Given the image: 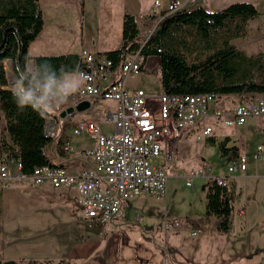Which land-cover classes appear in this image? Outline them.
<instances>
[{"label": "rangeland", "instance_id": "374dc122", "mask_svg": "<svg viewBox=\"0 0 264 264\" xmlns=\"http://www.w3.org/2000/svg\"><path fill=\"white\" fill-rule=\"evenodd\" d=\"M111 1L65 0L56 4L43 3L41 10L45 15L47 28L50 29L59 18L67 16L70 19L72 28L55 34L63 43L76 47L80 46L82 40L85 48L86 43L91 46V43L98 44L105 39L104 48L112 50L119 46L122 25L114 26L109 33L98 28L100 18H110L113 15L104 14V11L100 14V7ZM154 1L119 0L117 5V11L138 18V42H144L154 28V20L144 18L142 14L152 8L157 12L164 10L173 0H156L160 2V8H155ZM241 2L254 5L260 13L254 21L251 20L253 22L248 23L245 35L235 40L238 50L252 57L264 53V0H209L205 6L195 2L191 9L201 5L203 9L213 12L210 4L220 8L216 9L220 11ZM4 69L9 87L12 72L7 64ZM146 70L130 77L126 87L130 90L140 88L149 95L158 96L161 92L158 62L149 59ZM222 99L223 102L230 99L233 104H252L263 98L244 96L227 99L225 96ZM224 105L231 106L226 103ZM1 115L0 110V140L5 133ZM208 125L214 130L210 138L216 139L215 146L210 145L207 138L198 140L195 134L182 133L172 139L171 147L176 153L163 167L168 175L165 197L141 196L130 200L109 224L92 223L85 219L79 195L74 189L32 187L25 183H11L4 187L0 184V258L19 264L31 259H63L70 264H178L176 258L184 255L181 252L184 253L188 245L196 247L200 242L204 243L211 234L209 231H214L216 219L210 218L211 221L206 220L205 223V227L209 228L208 232L203 234L198 231L192 237L186 213L191 209L197 210L198 202L200 204L202 199V204L205 205L202 188L207 181L218 177L227 186L231 184L229 181L234 184L231 233L238 231L240 224L243 225L245 221L250 234L252 231L256 232L257 238L252 233L253 240L258 239L264 243V118L249 119L241 127L221 128L214 122H209ZM104 130L112 131V127ZM228 138L231 145L237 144L239 151L246 155V172L232 176L227 174L218 144ZM77 142L92 145L89 140H76ZM259 147L262 148V157L255 161L253 157ZM205 167L211 170L208 177L194 178L193 189L187 188L186 178ZM240 210L244 211V218L238 215ZM137 215L140 221L136 220ZM67 235L73 237L75 247L72 241L67 243L58 241L59 238L50 239L56 236L64 238ZM257 260L255 258V263ZM181 262L184 263V258Z\"/></svg>", "mask_w": 264, "mask_h": 264}, {"label": "built area", "instance_id": "2783aa9c", "mask_svg": "<svg viewBox=\"0 0 264 264\" xmlns=\"http://www.w3.org/2000/svg\"><path fill=\"white\" fill-rule=\"evenodd\" d=\"M195 2L170 1L157 15L151 34L164 18ZM154 6L158 8L161 4L155 1ZM143 67L141 49L119 67H114L113 61L105 55L83 51L80 70L85 73L86 80L70 101L74 105L81 101H94L98 105L106 101L115 103V109L102 111L103 119L114 127L115 133L104 134L93 120L80 121L72 127V135L94 140V147L76 151L69 141H64L57 149L67 159L82 162L83 169L69 173L61 165H45L24 175L21 162L11 153L0 159V184L4 187L25 183L32 187L74 189L79 195L83 217L92 223L109 224L130 200L140 196L165 197L168 175L158 161L164 156V160L170 162L176 153L171 141L182 131H196L197 139L201 140L212 133V128L206 125L207 120L220 127H241L249 119L264 118V99L230 108L217 106L224 97L217 94L190 96L160 92L150 97L142 89L129 92L127 80L142 72ZM45 134L48 139L53 136L49 116L46 117ZM261 152L259 147L253 157L255 161L261 160ZM246 170L244 153L226 156L228 175ZM210 173L207 167L192 172L186 178V187L192 189L194 178L208 177ZM214 179L226 186L222 178ZM136 220L140 221L138 215Z\"/></svg>", "mask_w": 264, "mask_h": 264}, {"label": "trees", "instance_id": "16d2710c", "mask_svg": "<svg viewBox=\"0 0 264 264\" xmlns=\"http://www.w3.org/2000/svg\"><path fill=\"white\" fill-rule=\"evenodd\" d=\"M257 16L256 8L246 2L232 4L218 12L202 7L184 9L164 18L144 42H138L137 18L125 15L121 47L104 55L113 61L114 67H119L139 49L144 65L147 59L157 58L163 93L264 99V53L248 57L231 44L245 35L248 23ZM42 28L39 0H0V110L5 122L0 154L3 158L12 153L21 162L24 175L31 174L36 167L53 165L45 154L50 139L45 134L46 117L41 118L28 108L22 111L17 108L8 88L4 63L19 61L23 64L29 60L28 46ZM33 59L56 67H81L79 54ZM209 141L215 146L214 139ZM228 143L229 139H225L218 144L221 158L239 153L237 147L227 148ZM204 187L205 216L216 219L217 233L227 234L231 228L234 196L227 185H219L216 179L207 181ZM22 263L70 264L63 259H31ZM0 264L19 263L0 258Z\"/></svg>", "mask_w": 264, "mask_h": 264}, {"label": "crops", "instance_id": "0c3cea01", "mask_svg": "<svg viewBox=\"0 0 264 264\" xmlns=\"http://www.w3.org/2000/svg\"><path fill=\"white\" fill-rule=\"evenodd\" d=\"M64 1L65 0H39V7H40V11H41L42 18H43V28H42L40 34L38 35V37L32 43H30V45L28 46V52L27 53H28V57L30 59L37 58V57H51V56H59V55H66V54H77V55L79 54V55H81V52H83V51H87V52L94 53V54L104 55L106 53L115 51L121 47L122 37H121L120 42L118 44L119 45L118 48H115L112 50H108V49L104 48L105 39L101 40L100 43H98V44L91 43V46H88V44L86 43L85 48H83L84 46H83L82 40L80 41V46L77 45L76 47H74V46L72 47L69 44L63 43L60 40V38H58L55 34L60 32L61 30H70L72 28V24H71L70 19L67 18V16H65L63 19L59 18L56 21V25H53V27L51 29L49 27L47 28L45 15L43 14V12L41 10V5L43 3L44 4L45 3L56 4V3H61ZM181 1L184 2L186 0H181ZM208 1L209 0H207V1L201 0L199 2L198 0H196L195 4H201V5L205 6V5H208V3H207ZM117 5H119V0H112L110 3L105 4V5L100 7V14L103 11L105 12L104 14H113L112 16H110V18L104 17L105 19H102V18L99 19L98 28L101 31H105L106 33H109L113 29L114 26L122 25L123 17L125 15L122 14L121 12L117 11ZM201 5H199L198 7H203ZM81 6L83 8V1L81 2ZM160 7H158V8H160ZM209 7L211 9H214V10H211L213 12H218L219 10H216V9H220V8H215L216 6H212L211 4L209 5ZM189 8H191V6L187 7L186 9H189ZM223 9H225V8H223ZM223 9H221V10H223ZM164 10H160L159 12H157L154 8H152L150 11L144 12L142 14V16L144 18L152 16L155 18L154 19V22H155V21H157V15L162 13ZM153 13H155V14H153ZM258 14H260V13L258 12ZM253 21H251V22H253ZM121 34H122V31H121ZM81 39H82V36H81ZM106 39H107V36H106ZM231 44L238 50V48L235 45V40H233L231 42ZM149 59H151V58H149ZM149 59H147L145 65L143 67L142 72L147 71L146 69H148ZM152 59H154L158 62V67H159V60L157 58H152ZM6 64L8 66V62H5L4 66ZM127 90L131 93L136 91V90H130L129 88ZM161 92H162V90H161ZM146 94L150 97H156V96L149 95L148 93H146ZM226 97H227V99H229L230 97H236L238 99L241 96L230 95V96H226ZM242 97H244V96H242ZM247 97H249V96H247ZM89 102L91 104L90 108L82 114L72 113V114H67V115L61 116L62 112H64L66 109H68L74 105L69 99L68 103L63 105L59 111L55 112L54 114L49 115L50 124L52 126V131H53V136L50 139V143L45 148V154L53 165H61L64 168H66L69 173H76V172L80 171L81 169L84 168V165L82 162H80L78 160H75V159L70 160V159H67L66 157H64L63 155H60L58 152V149H57L58 146H60L61 143H63L64 141H69L70 144L74 147V149L76 151H84V150L92 149L94 147V140L89 139V138H76V137H74L72 135V127L73 126H75L80 121L90 119V120L95 121L99 125L101 131L104 134L115 133L114 127L110 123H107L103 119L102 111L113 110L116 108V104L109 102V101L103 102L99 105L96 104L94 101H89ZM224 103H226L227 105H231V106H225ZM236 104H240V103L233 104V101H231L230 99L226 102H223V99H222L221 101L218 102L217 106H222V107L225 106V107L231 108ZM252 104H254V103H252ZM246 105H249V104L246 103ZM1 114H2V112H1ZM97 114H99V116H97ZM1 116L3 117V114ZM209 122H212V121L207 120L206 125L208 127H211L208 125ZM4 124H5V122H4ZM108 127H112V131L104 130V128L108 129ZM221 128H225V127H221ZM4 130H5V128H4ZM182 133L187 134V135L188 134H192V135L195 134V136H196V131H193V130H187V131L185 130V131H182ZM213 133H214V130L212 128L211 135L208 137H205V138H207V141L209 143H210L209 139H210V137H212ZM205 138L201 139L200 141L204 140ZM211 139H214V138H211ZM6 140H8V139H6ZM76 140H79V141L89 140L92 142V145L83 144L82 142L76 143ZM214 140H215V144H216V139H214ZM230 145L231 144H230V140H229V143L227 144V148H230V147H237L238 148V146H236L237 144L234 146L233 145L230 146ZM239 153H244V152L239 151ZM222 159L225 161V167H226V157L222 158ZM167 162L168 161H165L164 159L161 158L160 166L165 167V163H167ZM229 182H231V184H229V186H227V187L230 189L231 193L233 194V196L235 198L234 192L232 190V187H234V184L232 183V181H229ZM185 186H186V184H185ZM202 192H203V196H205V187L202 188ZM202 200H201L200 204L198 202V206H197L198 209L197 210L191 209L192 211H189L186 213L187 214L186 217L188 218V220H190L189 230L191 232L190 235L192 237H195L196 234L198 233V231L202 232L203 234L207 233L208 232L207 229H209V228L205 227V223L207 222L206 220H210V218H212V217L207 218L205 216V205L202 204ZM127 204H128V202L124 205V207L127 206ZM233 212H234V210H233ZM243 214H244L243 210H240L238 212V215L240 217H243ZM232 222H233V219L231 216V228H230L229 232L227 234H219L215 230V225H216V221H215L214 231H212V230L209 231V233H211V234L207 238V241L205 239L204 243L200 242L196 247L194 245H188V247H186L184 249V253L181 252V254H184V255L180 258H176V260L178 261L177 263L178 264H264V243L258 241V239H256V241L253 240L252 233L254 236H256V232L252 231V233L250 234V231L246 227V222L243 221V225H242V223L240 224L238 231H236V232L234 231L233 233H231ZM192 233H194L195 236H193ZM55 238H59L58 241H60V242L66 241L67 243H70L72 241L73 247L76 246V245H74L75 240H73V237H71V236L67 235V237H64V238L57 237V236L56 237H50L51 240L52 239L54 240ZM256 238H257V236H256ZM66 239H68V241ZM183 258H184V263L181 262V260ZM255 258L258 259L256 263H255Z\"/></svg>", "mask_w": 264, "mask_h": 264}, {"label": "clouds", "instance_id": "9594fccd", "mask_svg": "<svg viewBox=\"0 0 264 264\" xmlns=\"http://www.w3.org/2000/svg\"><path fill=\"white\" fill-rule=\"evenodd\" d=\"M9 91L19 110L31 109L45 118L68 103L83 87L86 75L78 67L53 66L29 59L23 64L11 61Z\"/></svg>", "mask_w": 264, "mask_h": 264}, {"label": "water", "instance_id": "95a60500", "mask_svg": "<svg viewBox=\"0 0 264 264\" xmlns=\"http://www.w3.org/2000/svg\"><path fill=\"white\" fill-rule=\"evenodd\" d=\"M8 67L10 71L12 72L10 61H8ZM90 105L91 104L89 101H81L77 103L76 105H73L72 107L66 109L64 112L61 113V116L72 114V113L82 114L90 108Z\"/></svg>", "mask_w": 264, "mask_h": 264}]
</instances>
